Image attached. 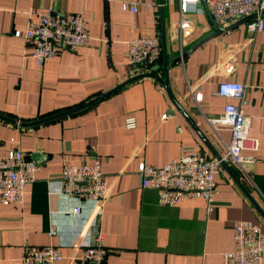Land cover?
I'll use <instances>...</instances> for the list:
<instances>
[{"label": "crops", "instance_id": "0c3cea01", "mask_svg": "<svg viewBox=\"0 0 264 264\" xmlns=\"http://www.w3.org/2000/svg\"><path fill=\"white\" fill-rule=\"evenodd\" d=\"M122 1L136 2L137 11L123 10ZM162 2L168 83L177 104L151 76L114 90L143 73L163 78L162 50L152 66L131 68L125 55L137 35L157 36L161 44L158 0H0V157L18 146L41 164L23 203L0 206V264H20L24 245L56 246L62 256L56 264H86L81 249L98 229L110 250L107 264H222V253L234 246L236 221L257 223L264 233V218L224 168L215 176L210 212L203 197L162 205L154 189L140 185V162L158 167L184 150L209 158L225 153L230 127L210 125L207 117L222 114L227 101L215 94L219 82L237 81L245 85L249 136L259 146L244 151L255 157L247 173L227 165L264 211V29L257 32L253 18L217 26L204 2L202 13H183L179 0ZM31 9L83 11L89 39L38 65L33 46L14 35L27 28ZM131 116L137 126L126 129ZM96 157L106 198L99 212L83 202L71 216L77 201L59 193L62 166Z\"/></svg>", "mask_w": 264, "mask_h": 264}, {"label": "built area", "instance_id": "2783aa9c", "mask_svg": "<svg viewBox=\"0 0 264 264\" xmlns=\"http://www.w3.org/2000/svg\"><path fill=\"white\" fill-rule=\"evenodd\" d=\"M173 2V0H166ZM204 2L217 26L226 27L241 18L254 15L253 27L257 32L264 29V0H179L183 13H202ZM155 5L154 3H152ZM149 7V4H146ZM121 8L131 12L137 11L133 1H122ZM30 20L27 28L15 31L14 35L22 37L26 44L33 46L31 56L38 65L55 58L59 51L76 52L89 39L87 21L83 11L57 14L52 10L29 11ZM126 61L131 68L152 66L161 59V44L157 36L137 35L128 43ZM245 85L232 80L219 82L215 94L226 99L222 114L208 116L210 125H227L231 130V140L220 159L206 157L196 150H184L178 158H173L161 166L140 162L137 172L140 185L157 192L162 205H175L186 197H203L210 212L217 194L215 176L222 170L221 162L235 164L247 173L246 165L253 163V154L259 142L249 136L250 118L245 114L247 100L244 95ZM198 93L195 100L200 101ZM231 100H236L233 103ZM264 118V106L262 110ZM137 126L135 117L124 119L126 129ZM41 164L27 157L15 146L0 157V206L8 204L21 205L24 201L28 184L36 179ZM61 195L73 198L77 204L68 210L71 216L81 213L82 203L95 206V211L106 198V180L98 157L92 163H64L61 172ZM95 223L96 216L89 219ZM54 230L51 228L50 233ZM233 249L222 253V264H262L264 258V233L261 227L252 221L238 220L233 225ZM110 250L104 243V234L97 230L92 242L81 249L80 261L86 264H107ZM62 256L56 246L24 245L21 249L20 264H56Z\"/></svg>", "mask_w": 264, "mask_h": 264}, {"label": "water", "instance_id": "95a60500", "mask_svg": "<svg viewBox=\"0 0 264 264\" xmlns=\"http://www.w3.org/2000/svg\"><path fill=\"white\" fill-rule=\"evenodd\" d=\"M158 5H159V12H160V26H161V33H160V39H161V50H162V68L164 70V74H163V78H158L157 76H155L154 74L152 73H143V74H139L133 78H130L128 80H126L125 82H123L122 84H120V86H117L115 89L121 87L122 85L124 84H127L128 82L130 81H133L135 79H138L140 77H144V76H151V77H154L156 79H158L161 84L163 85V87L166 89V91L168 92V94L171 96V91H170V88H169V83H168V60H167V54H166V46H165V30H164V23H163V16H162V6H163V2L162 0H158ZM254 17V15H250L248 17H245L243 18L239 23L241 22H244V21H247V20H250ZM220 30H222V28H220ZM179 60V58H177ZM159 67V66H158ZM171 100L173 103L177 104L176 100L173 98V96H171ZM180 108V107H179ZM180 111L182 113H184L183 110H181L180 108ZM69 112H64V113H61V114H57L56 116H53L52 118L54 117H58V116H62V115H65V114H68ZM0 118H3L0 116ZM52 118H47V119H52ZM5 119V118H3ZM36 123V122H35ZM216 158L217 159H220L221 156L220 155H216ZM221 165L222 167L227 170L231 176L235 179V181L237 182V184L240 186V188L243 190V192L245 193V195L249 198V200L254 204V206L258 209V211L260 212V214L262 215V217L264 218V211L262 210V208H260V206L257 204V202L254 200V198L248 193V191L244 188V186L240 183V181L235 177V175L231 172L229 166L227 165V163L225 162H221Z\"/></svg>", "mask_w": 264, "mask_h": 264}]
</instances>
